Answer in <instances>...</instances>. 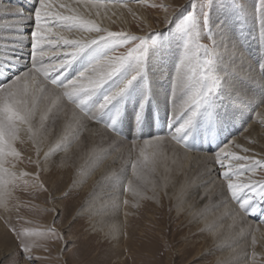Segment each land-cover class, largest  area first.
<instances>
[{"label":"snow or ice","instance_id":"1","mask_svg":"<svg viewBox=\"0 0 264 264\" xmlns=\"http://www.w3.org/2000/svg\"><path fill=\"white\" fill-rule=\"evenodd\" d=\"M105 2L126 6V0H99ZM37 3L33 13L35 30L30 39L31 66L24 71L18 70L23 11L0 13V21H11L0 23V33L6 34L0 35V77L7 81L0 85V207L7 209L10 188L17 186V182L22 181L25 189L48 191L41 180L39 148L33 160L31 156L25 157L17 145H23L27 137L37 146L49 122L54 126L63 112L61 132L44 153L45 160L68 146L78 130L87 126L86 122L103 125L110 137L130 143L128 158L134 179L128 181L125 191L134 193L138 198L134 206L138 207L139 199L144 198L145 177L166 165L170 145L185 151L204 150L212 153L219 166V178L238 205L233 223L246 215L264 218V176L256 178L258 172H264V156L240 155L231 148H240L243 153L251 150L234 141L226 143L229 125L236 119L240 106L264 107V75L257 91L249 85L253 77L242 78V65L233 71L224 60L226 55L240 52L234 28L247 18L244 0H189L174 14L165 15L164 29L143 35L109 31L69 4H54L53 0ZM148 6L168 11V5ZM254 14L259 39L264 42V0H258ZM64 32L73 34V38ZM76 33L79 38H74ZM168 56L173 58L174 72L166 77L171 81V91L162 101L153 68L155 62L162 64ZM14 67L17 74L12 78L5 76ZM67 105L71 108L67 109ZM157 121L161 131L167 129L164 134L154 131ZM25 159L35 164V173L17 168ZM45 210L55 212L58 218L55 207ZM6 224L18 242L25 264L46 259L33 254L37 249L47 250L39 240L60 239L63 235L54 224L43 231L17 228L8 221ZM240 231L242 234L244 230ZM256 242L253 237L252 245ZM251 255L248 261L244 254L246 264H256V252Z\"/></svg>","mask_w":264,"mask_h":264},{"label":"rangeland","instance_id":"2","mask_svg":"<svg viewBox=\"0 0 264 264\" xmlns=\"http://www.w3.org/2000/svg\"><path fill=\"white\" fill-rule=\"evenodd\" d=\"M127 3L141 4L154 18L155 29H164L165 15L174 14L176 9L186 6L189 0H147L146 3L132 0ZM150 4L168 5V11L165 13L160 8L148 6ZM257 4L258 0H244L246 12L251 11L254 15V23L247 14L246 20L239 25L240 28L250 25L256 27L253 31L256 36L259 35V25L253 12ZM154 11L164 16L161 22L154 17ZM134 19V31L130 33L143 35L153 30H148L147 23L142 20ZM153 71L157 74L160 86L158 91L162 100L171 91V81L166 77L174 72L173 58L166 57L162 64L155 62ZM160 73L164 75L161 76ZM167 81L170 85L165 88L164 83ZM244 114L241 113L239 121L229 125L226 143L236 140L247 129L249 121L243 120ZM163 115L161 112L162 117ZM157 124L154 131L164 134L167 129L161 131L160 121ZM99 126L103 128V125ZM61 129L59 120L54 126L49 122L48 129L37 146H33L27 137L23 145H17L25 157L31 156L33 160L37 158V147L39 148L43 168L41 180L48 191L37 192L30 187L25 189L22 181L10 188L7 209L0 207V264H12L16 260L25 264L17 247L18 242L9 231L6 221L17 228L27 227L40 231L54 224L57 232L63 234L60 239L39 240L37 237L47 250L41 248L34 251V255L46 257L36 264H216L218 257L226 251H238L242 243L243 246L249 243L248 240L238 239L236 247L227 250L218 247L225 241L223 229L216 231L215 236L220 238V243H215L200 221L201 214L207 212L211 204L205 188L198 183L199 175L187 168L176 169L169 162L145 177L142 192L144 198L139 199L138 207L134 206L138 198L133 192L125 191L128 181L134 179L128 158L130 143L127 140L119 143L114 142L111 137L102 136L92 147L77 135L68 146L57 150L45 160L44 153L55 144ZM187 152L212 154L204 150ZM132 155L134 158L135 153ZM17 168L33 173L37 171L35 164H29L27 159L24 163L17 164ZM262 176L264 172H258L256 178ZM177 188L182 191L177 192ZM118 195L119 201L115 199ZM125 200L129 203L125 204ZM53 207L59 212L58 218L55 212L45 210ZM105 208L108 210H103ZM113 211L123 212L120 214L118 236L108 234V226H105L106 219ZM213 211L211 212L214 213ZM93 212L96 213L95 216ZM99 216H102L101 220ZM245 217L264 225V218L259 215ZM249 246L251 244L246 248L249 249ZM258 247L261 246L255 244L254 249ZM262 258V263L259 261L258 264H264V256Z\"/></svg>","mask_w":264,"mask_h":264},{"label":"bare ground","instance_id":"3","mask_svg":"<svg viewBox=\"0 0 264 264\" xmlns=\"http://www.w3.org/2000/svg\"><path fill=\"white\" fill-rule=\"evenodd\" d=\"M128 1L132 0H126V2ZM53 3L69 4L70 7L77 13L95 19L98 23L101 24L102 27L107 28L109 31H123L125 33L133 32V20H135L134 18L147 23L146 25L148 27V30L155 29L154 18L150 15L149 12L145 11V8L141 4L127 3L126 6H124L122 4L109 2L99 3V0H79V2H77V0H53ZM98 3L99 6H97ZM36 6H38L37 0H0V13H15L20 10L23 11V18L21 19L19 25L22 29L19 38L23 41L22 51L19 53L21 57L18 66L19 71H24L26 69V66H31L30 39L31 32L35 30V20L33 13ZM61 12H63L64 14H68V11L65 9H62ZM97 12H99V16L96 15ZM154 12H156L153 13L154 17H156L158 21L161 22L164 16L162 14H159L157 11ZM250 12L251 11H247L248 18L251 22L254 23V15L252 14V12ZM0 23H11V21H0ZM239 25H235L234 38L238 40L240 52L230 56L226 55L224 57L225 64L231 65L233 71L241 68L242 65V70L240 72L242 78L247 79L249 76L253 77L254 79L249 80V85L258 91L260 88V78L262 75H264V42L259 39V35L256 36V33H253V31L256 30V27L252 25H250L249 27H242L243 31L241 32V28L239 27ZM53 31H55V29H53ZM63 34L65 36H68L69 38H73V34L71 33L64 32ZM0 35L6 34L0 33ZM84 35L87 36L89 34L84 33ZM79 37V33L74 34V38ZM16 74L17 68L14 67L10 72L5 73V76L12 78ZM5 83H7V81L3 77H0V85H3ZM169 85L170 83L168 81L164 83L165 88H167ZM162 91L164 90L162 89ZM66 108L70 109L71 105H67ZM241 113H245L243 120H248L249 122L246 125L247 129L245 130V132L242 133L236 140H234V143L236 145H241L242 147L249 148L251 151L249 153H243L240 148L235 147L231 148V150L237 152L240 155H255L257 158H260L261 156H264V123H261V121L264 120V107L254 109L252 106H240L237 112L236 119L232 123H235L237 120L239 121L238 118L241 117ZM64 119L65 116L63 112H61L58 119L61 125H63ZM253 120L254 122L251 123ZM86 125V127H81L78 130V136L84 138L85 141L88 142L89 146L93 147V144L98 143L96 141H98L102 136L110 137L104 131V128L100 127L99 125L92 122H86ZM157 125L158 124H156L155 128L158 127ZM111 138L114 142H122L117 138ZM102 141L105 140L103 139ZM174 151L175 156H173ZM168 157L169 159L167 162L174 165L175 168H187L190 172L195 171L196 174L199 175L198 183H200L202 187L205 188L208 194L207 199H210V201H208L211 204L209 210L201 214L202 219L200 221L202 222V225L208 230L215 243H220V238L215 236L216 231L218 229H223L222 235L225 236V241L223 243H220L218 247H220V249L222 250H227L229 248L231 249L234 246L236 247V245H238L239 243L238 239L249 241V243H246L245 246H243L242 243V247H240L238 251H226L224 254L220 255V257H218L216 261V264H223V262L225 261L232 260H238L239 264H246L244 260V254L246 253L247 257L249 258L248 261H251V254L253 251L256 252V264H258L259 261L262 263V257L264 256V225L257 224L253 219L246 218L245 216L243 217L242 221L233 223V216L235 215L236 211H239L237 208L238 205L236 206L233 201V203L230 201L231 199L227 194L226 187L223 186L222 181L219 178V166L214 162L212 154H192L181 148H176L175 146L170 145L168 148ZM179 191H182V189L177 188V192ZM115 199L119 201V195L115 196ZM103 210L107 211L108 208H105ZM213 210L216 211L214 212ZM211 211H213L214 213H212ZM121 213H119L118 211H113V213L111 212L109 214V217L106 219L108 222L106 221L105 224V226H108L106 228L108 234L118 236V234L120 233ZM93 215L95 216L96 213L93 212ZM99 219L101 220L102 216H99ZM114 227L116 229L115 231H113ZM241 229L244 230L242 234L240 231ZM253 237H255L257 241L256 244H259L261 246L256 250L254 249L255 245H252ZM249 244H251V246H249L248 249L246 247H248Z\"/></svg>","mask_w":264,"mask_h":264}]
</instances>
